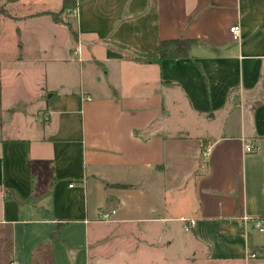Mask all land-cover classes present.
Returning a JSON list of instances; mask_svg holds the SVG:
<instances>
[{
  "label": "crops",
  "instance_id": "1",
  "mask_svg": "<svg viewBox=\"0 0 264 264\" xmlns=\"http://www.w3.org/2000/svg\"><path fill=\"white\" fill-rule=\"evenodd\" d=\"M75 1L73 37L49 14L62 0H0L7 264H93L104 222L168 235L164 251L178 233L182 264H264L242 220L264 229V0ZM169 39L187 53L136 59Z\"/></svg>",
  "mask_w": 264,
  "mask_h": 264
},
{
  "label": "rangeland",
  "instance_id": "2",
  "mask_svg": "<svg viewBox=\"0 0 264 264\" xmlns=\"http://www.w3.org/2000/svg\"><path fill=\"white\" fill-rule=\"evenodd\" d=\"M2 6L3 4L0 5V11L4 10ZM60 16H62V13H60ZM0 31V43L8 47L11 44L10 26L1 25ZM4 54L7 55V51ZM0 60L2 59L0 58ZM17 82L13 77L8 80L7 84L4 85L6 94L12 93L14 86L18 85L15 84ZM180 113L183 116L186 115L183 110ZM233 116L238 127V113ZM107 219H109V216ZM94 226H96L94 230L98 231L97 233L94 231V234L100 236L98 241L101 243V246L98 250L90 252L91 256L96 258L93 264H182V260H178L179 254L177 248H174L183 239L178 233L176 235L171 233L170 238L174 237L171 243L172 246L170 245L164 251L157 244L165 242L166 237L169 238L168 235L148 234L145 232V227L142 229L132 224H109V222H104L97 223ZM92 237L94 235L92 236L90 233L88 235L90 245H92ZM96 244L98 245V242L93 247H98ZM10 249L11 245L9 242L0 241V264H7V256L11 251Z\"/></svg>",
  "mask_w": 264,
  "mask_h": 264
},
{
  "label": "trees",
  "instance_id": "3",
  "mask_svg": "<svg viewBox=\"0 0 264 264\" xmlns=\"http://www.w3.org/2000/svg\"><path fill=\"white\" fill-rule=\"evenodd\" d=\"M76 5L75 0H62L61 8L58 12H50V16L54 22H63L68 26L71 35L75 36V31L72 27V24L69 22H65L62 20L60 13L65 11L66 9H73ZM191 44V41L188 39H169V40H161L158 42L154 51L147 53H137L136 59L144 62H153L158 61L163 57H177L181 55H185L187 53V46ZM108 198L107 200H109ZM106 200V201H107ZM58 231L52 234V239H58ZM250 253L254 254V256H263L264 257V245L260 246H251L250 245Z\"/></svg>",
  "mask_w": 264,
  "mask_h": 264
},
{
  "label": "built area",
  "instance_id": "4",
  "mask_svg": "<svg viewBox=\"0 0 264 264\" xmlns=\"http://www.w3.org/2000/svg\"><path fill=\"white\" fill-rule=\"evenodd\" d=\"M229 32H230L233 40H235V41L240 40V26L238 24H234V25L230 26ZM244 151L246 153H250V152L255 151V148L251 144H245L244 145ZM105 216H107V215H105ZM181 220L186 221V219H184V218H181ZM242 220L246 223L248 221H251L252 226L260 232H262L264 230L263 226H262V220L259 218H249L248 216H243ZM187 221H189L190 224H192L194 222L192 219H188ZM251 256H254V254H251Z\"/></svg>",
  "mask_w": 264,
  "mask_h": 264
}]
</instances>
